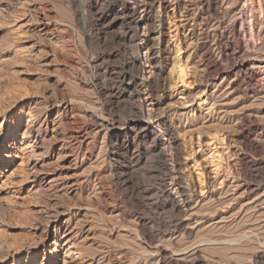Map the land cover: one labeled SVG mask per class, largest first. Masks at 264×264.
Segmentation results:
<instances>
[{"label":"rangeland","instance_id":"rangeland-1","mask_svg":"<svg viewBox=\"0 0 264 264\" xmlns=\"http://www.w3.org/2000/svg\"><path fill=\"white\" fill-rule=\"evenodd\" d=\"M138 1L140 5L135 7V16L140 15L144 5L149 2ZM182 1H185L186 5H180L175 19L173 20L170 14L169 17L167 16L169 20L166 18L164 43L166 47L168 46V60H170H167L165 70V77L168 80L165 92L168 100H165L161 108L154 113V115L169 114L175 124L173 131L177 135V141L184 144L179 152V160L175 164L176 152L169 144L165 142V156L164 159H160L153 151L152 141L137 134L133 128L129 129L131 138L128 142L129 150L121 149L115 143L118 137L122 138L125 123H133L139 115L135 112L131 114L128 111V113L123 107L126 103L137 102L136 98L135 100L120 99L118 107L111 114L106 110L108 103L114 99V95L110 96L108 92L109 88L114 86V91L121 94L137 93L135 87L126 91L118 79L116 81V78L109 77L99 69V66L107 65L114 73L121 63L120 59L115 62L106 59L107 53L113 49L115 51L116 47L110 44L109 36L105 38L97 34L99 24L94 20V9L96 7L104 9L110 0L109 2L108 0H0V264H161L155 244L150 243L142 234V223L147 227L151 226L155 235L154 243L163 244L162 246L175 256L181 254L178 264H221L222 261V264H256L253 256L261 251L264 245L262 241L264 212H261L262 210L255 213L246 212L249 215L252 213L250 217L253 215L255 220L261 217L254 223L253 220L250 222L247 220L250 217L248 215L247 218L246 213V215L241 213L239 216L229 215L238 210V205H232L237 208L232 207L223 215L219 211L221 202H215L211 195L214 197L215 194L219 196L232 191L231 189L224 191L226 189L222 186L224 183L221 178L225 175L222 171L233 170L232 161L236 153L248 160H259L264 157V96H262L264 95V0H239V2L219 0L220 4L229 5L231 2L236 7L235 12L227 14L225 19L221 20L222 24H227L230 18L239 15L240 6L247 5L246 18L239 21V27L248 31L254 27L252 30L261 34H256L258 36L255 43L252 37L249 38L250 48L246 55L244 54V57L255 66L259 76L255 77L259 79L257 87L247 91L244 90L246 88L244 81H240L236 89L231 88L229 82L232 78L216 80L213 85L210 80L207 84L201 78L198 80L201 71L196 69L195 59L191 60L192 56L187 59L188 55L184 52V48L179 53L175 52L174 35L176 26L182 23V9L188 10V14L192 17L196 14L194 12H199V6L208 2V0ZM189 2L192 4L190 5ZM260 10L263 11V17ZM80 12H84L85 21ZM253 13L256 14V19L249 16ZM131 15L132 12L126 17L118 14L119 21L127 19L119 25L132 29ZM112 17L111 15L110 18ZM220 19L213 15L209 25H215ZM134 36L139 37L137 43L130 41L126 44L128 50H137V44L147 45L141 30ZM103 40L105 43L102 42ZM176 53L187 64L182 76L181 74L178 76L177 69H173L177 64L174 66L173 63ZM190 53H193V48H190ZM214 53L217 54L216 51ZM221 61L222 67L228 65L225 61ZM182 66L185 67L184 63ZM260 81H263V84L260 85ZM98 85H101L103 93L97 91ZM200 101L205 102L199 105ZM62 105L67 106V117L72 127L66 126L67 123L64 124L65 115L59 109L63 107ZM230 111L233 113H229ZM238 111H245L244 113L251 120L254 117L260 122L261 129L238 140L234 139L232 132ZM197 112L208 115L213 126L197 128L198 124L203 125L201 123L203 120L200 118L198 124L195 123L196 125L187 127L188 129L184 128L189 120L197 117ZM247 125L243 126L246 128ZM247 139L255 144V147H250ZM132 150L139 154L142 162L129 172L126 170V165ZM164 161L169 168H175L176 165L183 175L188 176V179L192 178L193 181H197L196 177L200 171L206 181L203 182L205 187L202 192L197 181L195 189L198 191L195 190L194 202L192 201L190 205L194 208L179 216L186 224L191 225L192 232L189 237L183 235L180 229L172 228L178 215L170 209L167 197L162 192V188H159L167 178L163 169ZM209 171H215L212 172L214 175L209 174ZM216 171H219L220 175H217ZM206 173L210 176L208 179L205 177ZM245 181L252 186L251 190L243 195L242 190H238L235 195L245 203L252 201L254 204L264 203V180L252 178L251 181L246 178ZM133 182L139 185L136 186ZM199 207L202 209L200 210ZM206 211L211 215L206 214ZM195 212L197 214H194ZM201 213H204V217ZM182 216L191 218L184 219ZM242 221L244 223H241ZM220 222L223 223L222 226ZM214 223L215 225H212ZM246 225H252L255 230L260 225L257 230L261 233L256 230L257 235L245 237L248 231ZM196 229L200 231L197 233ZM208 229L215 234L214 237L221 236L220 239L223 241L200 243L199 240L204 239V236L213 237ZM199 236L202 238L199 239ZM66 241L70 242L68 247ZM193 243L197 246L194 247ZM188 244L192 248L189 246L184 252L183 248ZM177 248L183 251L179 253ZM193 249L198 251L199 261L188 256L190 254L192 257L195 251ZM209 251L211 252L208 253Z\"/></svg>","mask_w":264,"mask_h":264},{"label":"bare ground","instance_id":"bare-ground-1","mask_svg":"<svg viewBox=\"0 0 264 264\" xmlns=\"http://www.w3.org/2000/svg\"><path fill=\"white\" fill-rule=\"evenodd\" d=\"M87 1V0H86ZM149 2L145 4L144 1V7L141 10V14L136 16L135 14V7L136 5L139 4L138 0H113L109 2L108 0V5L105 6L104 9H99V8H95L94 9V20L99 24V28L97 31V34L99 36L105 37L107 38V36H109V42L110 44H114L116 47V50L114 51H109L106 55V59L108 61H117V59L121 60V63H119V66L116 68V71L114 73H112L110 71V69L108 68L107 65H105L104 67L99 66L100 70H103L104 74H108L109 77H113L116 78V81L118 79V81H120L122 83V85H124V89L126 91H128L129 88L131 87H135V91L137 93H130L129 95L127 94H121L120 92H115L113 87L109 88L110 90L108 92H110V96L114 95V99H112V101L110 103H108V112L111 114V112H113L114 110H116V108L118 107V101L120 99H131V100H135V98L137 99V102L132 101V103H126V105H124V109L127 110V112H131V114H133L132 112H135V114H138L139 116L137 117V120H135L133 123H125L124 127H123V132H122V138L118 137L116 139L117 142H115L117 144V146L119 145L121 147V149H125V150H129L130 149V145L128 144L129 142V138H130V133H129V129L133 128L134 131L139 134L140 136L149 139L152 141V148L153 151H155L156 153V157L160 158V159H164L165 156V142L167 144H169L170 147H172L176 154L174 156V163L178 162L179 160V152L181 151V149L184 147V144L182 145L181 142L177 141V135L175 134V131H173V126L174 121L172 118L169 117V114L166 115L164 114H160V115H154L155 111L159 108H161V105L165 102V100H168L167 98V94L165 92V88L168 85V80L165 77V70H166V66H167V60L169 59V53L167 50V47L165 45V38H164V28H165V22H166V18L167 16L169 17L168 14H170L173 17V20L175 19V14L177 16V11L180 9V5L181 4H185V1L182 0H148ZM238 1L239 0H235ZM229 2V1H227ZM248 2V1H247ZM103 3V2H102ZM143 3V0H142ZM141 3V4H142ZM188 3V2H187ZM237 3V2H236ZM92 4V3H91ZM107 4V3H106ZM189 4L191 5L192 3L189 2ZM231 4V5H230ZM230 6L228 4L223 5L219 3V0H208V2L206 4H203L202 6H199V12H194L196 14L192 15V17L190 16V14H188V10H186L185 8L182 9L183 14H181L182 18V23L180 24V26H176V31H175V46L176 49L175 52L177 51V53H179V51L184 48L183 50H185L184 52L187 53L188 58H190L191 56V60L194 61L195 59V67L196 69H198L199 71H201V77L197 78L198 80H203L206 84L207 82L210 80L211 84L213 85V83L215 84L216 80H225L228 78H232L230 80V87L231 88H237L238 87V83H240V81H244V83L246 84V88L244 89L245 91L249 90L250 88H254L257 87V85L259 84V79L257 80L256 75H257V70L254 68L255 66H253V64L249 61V59H247L246 57H244V54L246 55V52L248 50V48H250V40L249 38L252 37V40H254L253 43H255L257 36V33H259L258 31L255 32L254 30L251 29V31H248L246 28L244 29H240L239 27V21L241 20H245V15L247 14L248 9L246 8V6H240L239 10H238V14L237 16H233L232 18L229 19V22L227 24H222L223 18L229 14V13H233V11L236 9L235 5H232V3L230 2ZM234 4V2H233ZM243 4V3H242ZM251 4V3H250ZM140 5V4H139ZM147 5V6H146ZM184 5V6H185ZM249 5V4H248ZM85 6V3H84ZM89 6V5H88ZM93 6V5H92ZM104 6V5H102ZM255 6V5H254ZM187 7V6H186ZM84 8V7H83ZM91 8V7H90ZM89 8V10H91ZM182 8V7H181ZM190 8V7H189ZM139 9V8H138ZM141 9V7H140ZM256 9V8H255ZM252 10V9H251ZM259 10V9H258ZM87 11V9H86ZM130 12H132L131 15V21L133 23V28H126V26L124 27L123 25H119V23L121 24V22L126 19H121V21H119V19L117 17L118 14L123 15L124 17H126L128 14L130 15ZM235 12V11H234ZM253 12V11H252ZM81 17L83 19V21H85V15L84 12H80ZM260 14L263 17V11L260 10ZM259 14V15H260ZM91 15V14H89ZM113 16L112 18H110V16ZM213 15H216L218 17H220L221 19L218 20V22L215 25H209V20L212 18ZM256 14H250L249 16L251 17H255ZM170 16V17H171ZM180 16V17H181ZM130 17V16H129ZM230 17V16H229ZM250 17V18H251ZM257 17V16H256ZM255 17V19H256ZM122 18V17H121ZM227 18V17H226ZM168 19V18H167ZM180 19V18H179ZM215 19V18H214ZM225 19V18H224ZM252 19V18H251ZM81 20V19H80ZM127 20V19H126ZM169 20V19H168ZM129 21V20H128ZM263 21V20H262ZM89 22V21H87ZM170 22V21H168ZM243 22V21H242ZM241 23V22H240ZM127 24V23H126ZM119 25V26H118ZM125 25V24H124ZM179 25V24H178ZM83 26V25H82ZM263 26V25H262ZM244 27V26H243ZM178 28V29H177ZM263 28V27H262ZM87 29V28H86ZM95 29V28H94ZM261 29V28H260ZM140 30L142 31L143 34V40L147 43L144 44L142 43L137 44V50L136 49H131L128 50V48H126V44H128L130 41L132 42H136L137 43V37H135L134 35H137V33L140 32ZM259 30V29H258ZM87 32H89L87 30ZM92 32H95L92 30ZM91 32V34H92ZM261 32V31H260ZM133 33V34H130ZM172 35V34H171ZM259 35H261L259 33ZM84 36V35H83ZM89 36V35H88ZM173 36V37H174ZM90 37V36H89ZM94 37V36H93ZM97 38V37H96ZM104 38V39H105ZM263 38V36H262ZM100 39V38H99ZM103 39V38H102ZM108 40V39H107ZM106 41V40H105ZM104 42V40L102 41ZM108 43V41H106ZM172 42V40H171ZM105 43V42H104ZM103 44V43H102ZM104 46L106 47V44H104ZM109 46V45H108ZM114 47V46H113ZM133 47V46H132ZM190 48H193V53H190ZM213 48L215 49V51L217 52V54H215L213 51ZM250 52V51H249ZM261 52V51H260ZM143 53V54H142ZM176 53L177 56L176 57V61L174 62V66L176 64L175 67H173V69L175 68V70L177 69V72L179 73L178 76H182L183 72L186 70V66L187 64L184 62L183 58L181 60L180 56ZM102 54V53H101ZM174 56V55H173ZM101 58V57H100ZM172 58V57H171ZM104 59V58H103ZM114 59V60H113ZM106 60V61H107ZM225 61L226 64H228L226 67H222V61ZM253 60V59H252ZM170 61V60H168ZM184 63V68L182 66V63ZM120 62V61H119ZM98 64V63H97ZM107 64V62H106ZM109 64V63H108ZM114 64V63H113ZM111 64V65H113ZM118 64V63H117ZM115 65V64H114ZM173 65V64H172ZM192 65V64H191ZM114 67V66H112ZM111 68V67H110ZM190 68V67H189ZM98 69V70H99ZM261 69V68H260ZM113 70V69H112ZM172 71V70H171ZM98 74V73H97ZM199 74V73H198ZM193 75V74H192ZM107 76V77H108ZM187 76V75H186ZM189 76V75H188ZM258 76V75H257ZM196 77V76H195ZM256 77V78H255ZM259 77V76H258ZM101 78V77H100ZM181 78V77H180ZM107 79V78H106ZM183 79V78H182ZM99 81V80H97ZM101 81V80H100ZM115 81V80H114ZM200 82V81H199ZM204 82H202V84H204ZM263 81H260V85ZM105 83V82H104ZM119 83V84H121ZM209 83V82H208ZM201 84V82H200ZM217 84V83H216ZM263 84V83H262ZM105 85V84H104ZM210 85V84H209ZM103 86V85H102ZM221 86V85H220ZM229 87V85H227ZM216 87V86H215ZM105 88V87H104ZM118 88V87H117ZM217 88V87H216ZM244 88V87H242ZM145 90L142 91L144 92V97H142V92L141 90ZM255 89V88H254ZM217 90V89H216ZM228 90V89H227ZM257 90V89H256ZM99 93L102 92V87L101 85H98V90ZM218 91V90H217ZM232 91V90H230ZM241 91V89H240ZM107 94L108 92L105 91ZM221 92V91H220ZM243 92V91H242ZM103 93V92H102ZM219 93V92H218ZM217 93V94H218ZM112 94V95H111ZM263 94V93H262ZM104 95V94H103ZM241 95V94H240ZM109 96V97H110ZM227 96V95H226ZM242 96V95H241ZM240 96V97H241ZM251 96V95H250ZM264 96V95H262ZM258 97V96H257ZM224 98V97H223ZM239 98V97H238ZM104 99V98H103ZM237 99V97H236ZM257 99V98H256ZM223 100V99H222ZM129 101V100H128ZM183 101V100H182ZM231 101V100H230ZM236 101V100H234ZM239 101V100H238ZM205 101H200L199 105H203ZM261 102V101H260ZM225 103V102H224ZM229 103V102H227ZM236 103V102H235ZM249 103V102H248ZM233 104V103H232ZM252 104V103H251ZM257 104V103H256ZM61 105V104H60ZM244 105V104H243ZM262 105V104H261ZM63 106V105H62ZM172 106V105H171ZM69 107V106H68ZM215 107V106H214ZM241 107V106H240ZM212 108V107H211ZM250 108V107H249ZM60 111L65 115V121L64 124L67 123L66 126L71 124L70 119L67 117V106H63L61 108H59ZM209 109V108H208ZM242 109V107H241ZM194 110V109H193ZM213 110V109H212ZM222 110V109H221ZM240 110V109H239ZM223 111V110H222ZM229 110H227L228 112ZM234 111V110H233ZM236 111V110H235ZM128 112V113H129ZM217 112V111H216ZM219 112V111H218ZM240 112V113H239ZM245 111H238V114L236 115V123H235V128H234V132L233 133V137L234 139L236 138L237 140L240 139L241 137H246L248 136L251 132H256L257 130L261 129V124L260 122H257L254 117L252 118V120L250 119V117L248 118L247 115L244 113ZM120 113V112H119ZM207 113V112H206ZM224 113V112H223ZM229 113H233V112H229ZM212 114V113H211ZM221 115V114H220ZM224 115V114H223ZM232 115V114H231ZM234 115V114H233ZM75 116V115H74ZM112 116V115H111ZM110 116V118H111ZM195 116V115H194ZM212 116V115H211ZM63 117V116H62ZM125 117V116H124ZM209 116L207 115H203L202 113H198L197 112V117L192 118L191 116V120H189L188 125H184L183 127L187 128V127H192V125H196L198 124L197 122H200V118L203 120L201 121L202 126H200L198 124L197 128H204L207 125H212L211 124V119L208 118ZM221 117V116H220ZM264 117V116H263ZM225 118V117H224ZM233 118V117H232ZM62 119V118H61ZM106 119V118H105ZM104 119V120H105ZM120 119V118H119ZM188 119V118H187ZM190 119V118H189ZM199 119V120H197ZM74 120V119H73ZM107 120V119H106ZM113 122H114V117H113ZM117 120V119H116ZM110 121V120H107ZM259 121V120H258ZM219 122V121H217ZM235 122V121H234ZM104 123V122H103ZM196 123V124H195ZM105 124V123H104ZM107 124V123H106ZM105 124V125H106ZM113 124V123H111ZM186 124V123H185ZM223 124V123H222ZM234 124V123H233ZM245 124H248L247 127L245 128ZM109 125V124H108ZM183 125V124H182ZM181 125V126H182ZM205 125V126H204ZM215 125V124H214ZM244 125V126H243ZM71 126V125H70ZM111 126V125H110ZM72 127V126H71ZM70 127V128H71ZM107 127V126H106ZM195 127V126H193ZM224 127V126H223ZM110 128V127H109ZM122 129V125L120 127ZM196 128V129H197ZM200 128V129H201ZM214 128V127H213ZM219 128V127H217ZM226 128V127H225ZM118 129V128H117ZM188 129V128H187ZM185 129V130H187ZM192 129V128H191ZM263 129V128H262ZM72 130V129H71ZM184 130V129H183ZM190 130V129H189ZM73 131V130H72ZM191 131V130H190ZM198 131V129H197ZM222 131V130H221ZM39 132V130H38ZM193 132V131H192ZM177 133V132H176ZM191 133V132H189ZM193 134V133H192ZM199 134V133H198ZM231 134V133H230ZM228 135V134H227ZM41 136V135H39ZM193 136V135H192ZM220 136V135H219ZM222 136V135H221ZM225 136V135H224ZM132 137V136H131ZM228 137V136H227ZM256 138V137H255ZM259 138V137H258ZM131 139V138H130ZM231 139V138H230ZM251 140V138H249ZM225 140V138H224ZM244 140V139H243ZM250 140L248 141V139L246 141H248V145L250 147H255V144H253L252 142H250ZM258 140V139H257ZM191 141V140H190ZM222 141V140H221ZM242 141V140H241ZM245 141V142H246ZM259 141V140H258ZM4 142V141H3ZM2 142V144H3ZM138 142V141H137ZM192 142V141H191ZM235 142V141H234ZM239 142V141H238ZM223 143V142H222ZM241 144V143H240ZM150 146V147H151ZM222 146V145H221ZM138 147V146H137ZM143 147V146H142ZM149 147V146H148ZM228 147V146H227ZM236 147V146H235ZM35 148V147H34ZM140 149V148H139ZM257 149V148H256ZM141 150V149H140ZM255 150V149H254ZM236 151V150H235ZM238 151V150H237ZM129 153V152H128ZM152 153V152H151ZM235 153V152H234ZM263 154V153H262ZM128 156V155H127ZM260 156V155H259ZM229 157V156H228ZM235 159L233 163V170L231 172H227V171H222L223 174H225V179L224 176L221 178V181H223L225 189L224 191H227V189H231L232 193H228L225 192L224 195H222L220 197V195H216L212 198L216 201H220L219 203L222 204V206L220 207V213L221 214H226L227 212L230 211V209L233 207L232 205H238V210L236 209L235 212L233 211V213L229 214L230 216H233L234 214H238V216L241 213H248V212H252L255 213L257 211H261L264 212V203H259L257 202L256 204H254V202L249 199L250 201H252L251 203H245L244 201H242L241 198H238L235 195V192L237 194L238 190H242L241 194H246L248 193L252 186L247 183L245 180L246 178L251 179L252 178L254 180V178H259L261 180H264V157L259 159V160H248L247 158H244L242 155H240L239 153L235 154ZM251 157V156H250ZM257 158V157H256ZM142 162V158L139 156V154L136 151L131 152L129 159H128V163L126 165V170L127 171H131L133 167L137 166L138 164H140ZM176 164V163H175ZM229 165V164H228ZM227 165V166H228ZM125 166V165H124ZM167 162L164 161L163 163V169L164 172L166 173V181L164 182L163 186L159 187L162 188V192L164 193V195L167 197V200L169 201V205H170V209L173 212H176V214L178 215L177 219L175 217L176 220L174 221L173 225L175 228L174 230H181V232L183 233V235H187L188 237L191 235V225L189 226L188 224L185 223V221L183 219H181L179 216L186 214V212L190 209V208H194L191 207V203L193 201L194 198V194L195 192V188H197V181H198V185H200V191L202 192V189H204L203 187H205V185L203 186V182L204 178L202 177L203 174L200 173V171L198 172L197 175V181H193L191 179H188V176H185V174L183 175L181 173V171H179V169L176 167L175 168L171 167H167ZM220 166V165H219ZM223 166V165H222ZM244 168L246 171H244ZM211 170V169H210ZM215 170V168H214ZM218 170V169H217ZM221 170V169H220ZM223 170V169H222ZM226 170V169H224ZM213 171H209V174H211ZM217 172V171H216ZM200 173V174H199ZM215 173V171L213 172ZM212 173V174H213ZM219 171L217 172V175H220ZM214 175V174H213ZM118 176V175H117ZM207 179L208 177H210L207 173L206 176ZM218 177V176H217ZM131 179V178H130ZM205 179V180H207ZM219 179V178H218ZM124 180V179H123ZM212 180V178H211ZM215 180V178H214ZM122 181V180H121ZM163 181V180H162ZM207 182H210L207 180ZM215 182V181H214ZM219 182V180H218ZM222 183V182H221ZM222 183V184H223ZM261 183V182H260ZM134 185L138 186L139 184L136 182H133ZM205 184V183H204ZM209 184V183H208ZM207 185V183H206ZM214 185V184H213ZM217 185V184H215ZM214 185V186H215ZM196 186V187H195ZM211 186V185H208ZM207 186V187H208ZM231 186V187H229ZM255 186V185H254ZM221 187V186H220ZM217 189V188H216ZM212 190V189H211ZM219 190V189H218ZM253 190V189H252ZM198 191V190H196ZM205 191V190H204ZM209 191V190H208ZM220 191V190H219ZM214 193V191H212ZM223 193V192H222ZM228 193V194H226ZM206 194V193H205ZM209 194V193H208ZM231 194V195H230ZM260 194V193H259ZM210 195V194H209ZM208 195V196H209ZM207 196V195H206ZM210 196V197H211ZM146 197V196H145ZM226 197H228V199L226 200ZM241 197V196H240ZM254 197V196H253ZM211 198V199H212ZM222 198H225L222 199ZM165 199V198H164ZM202 199V198H201ZM210 199V200H211ZM259 199V198H258ZM264 199V198H263ZM209 200V199H208ZM207 200V201H208ZM209 200V201H210ZM248 200V198H247ZM258 201V200H257ZM263 201V200H262ZM167 202V201H166ZM164 202V203H166ZM194 202V201H193ZM205 202V201H204ZM241 202V203H240ZM245 204H244V203ZM202 203V202H201ZM207 204V203H206ZM212 204V203H211ZM215 204V203H214ZM248 204V205H247ZM153 205V204H152ZM151 205V206H152ZM199 205V204H198ZM203 205V204H202ZM209 205V203H208ZM219 205V204H218ZM147 206V205H146ZM145 206V207H146ZM165 206V205H164ZM207 206V205H205ZM216 206V205H214ZM220 206V205H219ZM156 207V206H155ZM210 207V206H209ZM217 207V206H216ZM235 207V206H234ZM233 207V208H234ZM169 208V207H168ZM167 208V209H168ZM200 208V207H199ZM208 208V207H207ZM212 208V207H211ZM210 208V210H211ZM219 208V207H218ZM237 208V207H235ZM144 209V207H143ZM163 209V208H162ZM165 209V210H167ZM202 208H200L201 210ZM204 209V208H203ZM217 209V208H216ZM148 210V209H147ZM164 210V209H163ZM208 210V209H207ZM215 210V208H214ZM217 210V211H218ZM234 210V209H233ZM216 211V210H215ZM194 212V211H193ZM199 212V211H198ZM214 212V211H211ZM147 213V211H146ZM189 214L191 213V211L188 212ZM206 214H208V211L205 212ZM215 213V212H214ZM213 213V215H215ZM246 213V214H247ZM250 213V215L252 214ZM149 214V213H147ZM158 214V213H157ZM188 214V215H189ZM194 214H197L196 212ZM202 214V213H201ZM204 214V213H203ZM202 214V216H203ZM217 214V213H216ZM245 214V215H246ZM191 215V214H190ZM211 215V214H208ZM206 215V216H208ZM212 215V216H213ZM220 215V214H218ZM243 215V214H242ZM241 215V216H242ZM249 214H247V218ZM186 216V215H185ZM197 216V215H196ZM210 216V218L212 217ZM216 216V215H215ZM237 216V217H238ZM244 216V215H243ZM255 216V215H254ZM157 217V216H156ZM189 217V216H187ZM185 217V218H187ZM201 217V216H200ZM204 217V216H203ZM202 217V218H203ZM209 217V216H208ZM173 218L171 220H173ZM182 218H184L182 216ZM184 218V219H185ZM191 218V217H189ZM209 218V219H210ZM220 218V217H219ZM224 218V217H223ZM228 218V217H227ZM246 218V217H244ZM261 217H258L256 220L259 221ZM188 219V218H187ZM200 219V218H199ZM259 219V220H258ZM143 220V219H142ZM158 220V219H157ZM201 220V219H200ZM214 220V219H213ZM218 221L220 219H217ZM216 220V221H217ZM249 222L251 220H253L254 222H257L255 220V217H253V215L247 219ZM246 220V221H247ZM263 220V219H262ZM190 221V220H189ZM217 221V222H218ZM222 221V220H220ZM238 221V220H237ZM244 221V219H243ZM241 223H244V222ZM245 221V222H246ZM247 221V222H248ZM172 222V221H171ZM195 222V221H194ZM215 222V221H214ZM264 222V221H263ZM153 223V222H152ZM211 223V222H210ZM221 223V222H220ZM232 223V222H231ZM259 223V222H258ZM155 224V223H154ZM161 224V223H160ZM171 224V223H170ZM169 224V225H170ZM209 224V223H208ZM225 224V223H224ZM237 224V223H236ZM240 224V223H239ZM238 224V225H239ZM248 224V223H247ZM256 224V223H255ZM261 224V223H260ZM142 226V234L143 236L150 242L153 243V245L155 244V247L157 249V253H158V258L161 264H176L177 261L180 259V256H175V254L173 253H169V251L167 250L166 247L162 246L161 244H158L157 242L154 243V237L155 235L153 234L152 228L147 227L145 224H141ZM172 225V224H171ZM212 225H215L212 224ZM220 225V224H219ZM223 225V223H221V225ZM253 225V224H252ZM252 225H246V228L248 231H246V234L244 232L245 237L246 235H249L251 237L257 235L256 232L258 231V226L257 227V231L254 229L255 227H253ZM257 225V224H256ZM262 225V224H261ZM206 226V225H205ZM217 226V225H216ZM237 226V225H236ZM245 226V224H244ZM255 226V225H254ZM167 227V226H166ZM171 227V226H170ZM261 227V226H260ZM193 228V227H192ZM204 228V227H203ZM206 228V227H205ZM204 228V229H205ZM224 228V227H223ZM245 228V227H244ZM243 228V229H244ZM168 229V228H166ZM171 229V228H170ZM199 229V228H198ZM196 229L195 232L200 231ZM211 229V228H210ZM264 229V228H263ZM202 230V227H201ZM209 230V229H208ZM220 230V229H219ZM218 230V231H219ZM223 230V229H222ZM236 230V229H235ZM204 231V230H203ZM210 231V230H209ZM163 232V231H162ZM171 232V231H170ZM194 232V233H195ZM212 233V231H210ZM221 232V230L219 231ZM224 232V231H223ZM222 232V233H223ZM226 232V231H225ZM259 232V231H258ZM166 233V232H164ZM181 233V234H182ZM198 233V232H197ZM218 233V232H216ZM239 233V232H238ZM241 233V236H243ZM261 233V231L259 232ZM180 234V233H179ZM196 234V233H195ZM203 234V233H202ZM202 234H200V236H202ZM206 234V233H205ZM209 234V233H208ZM213 234V233H212ZM211 234V235H212ZM220 234V233H219ZM225 234V233H224ZM223 234V235H224ZM234 234V233H233ZM236 234V233H235ZM263 234V232H262ZM197 235V234H196ZM215 234H213V237H206L201 239L199 236V241L200 243L203 242L205 243V241H209V242H213L216 243L217 241H223V239H220L221 236L218 235V237H214ZM221 235V234H220ZM195 236V235H194ZM198 236V235H197ZM262 236V235H261ZM141 237V236H140ZM182 237V235H181ZM196 237V236H195ZM225 237V236H224ZM223 237V238H224ZM236 237V236H234ZM260 237V236H259ZM226 238V237H225ZM224 238V239H225ZM244 238V237H242ZM241 238V239H242ZM256 238H258V236H256ZM184 239V238H183ZM238 239V238H237ZM246 239V238H245ZM253 239V238H251ZM249 239V240H251ZM263 239V237H262ZM261 239V240H262ZM65 240V239H64ZM187 240V239H186ZM185 240V241H186ZM196 240V241H198ZM235 239H233L234 241ZM248 240V238H247ZM256 240V239H255ZM171 241V240H170ZM195 241V240H194ZM228 241V240H226ZM236 241V240H235ZM238 241V240H237ZM252 241V240H251ZM258 241V240H257ZM264 241V240H262ZM261 241V242H262ZM148 242V243H149ZM187 242V241H186ZM190 242V241H189ZM192 242V241H191ZM230 241H228L229 243ZM254 242V241H253ZM70 242L66 241V246L68 247ZM180 243V242H178ZM185 243V242H184ZM195 243V242H194ZM194 247H196V244H194ZM202 243V244H203ZM222 243V242H221ZM227 243V242H226ZM225 243V245H226ZM171 244V242H170ZM177 244V243H176ZM190 244V243H189ZM187 245L184 246L183 250L184 252L186 250H188L189 246L191 245ZM199 244V243H198ZM220 244V243H219ZM248 244V242H247ZM250 244V243H249ZM261 244V243H260ZM259 244V245H260ZM264 244V243H263ZM72 245V244H71ZM151 245V244H150ZM166 245V243H165ZM181 245V244H180ZM186 245V243H185ZM212 245V244H211ZM216 245V244H215ZM223 245V244H222ZM224 245V246H225ZM169 246V245H168ZM167 246V247H168ZM179 246V245H178ZM182 246V245H181ZM192 246V245H191ZM190 246V247H191ZM208 246V243H207ZM214 246V245H213ZM220 246V245H219ZM239 246V245H238ZM252 246V245H251ZM154 247V246H153ZM172 247V245H171ZM180 247V246H179ZM188 247V248H187ZM193 247V246H192ZM191 247V248H192ZM226 247V246H225ZM232 247V246H230ZM241 247V246H239ZM259 247V246H258ZM169 248V247H168ZM181 248V247H180ZM201 248V247H200ZM210 247H208L207 249L209 250ZM228 248V247H226ZM171 250V248H169ZM173 249V248H172ZM197 249V248H196ZM236 249V248H235ZM242 249V248H241ZM246 249V248H245ZM248 249V248H247ZM175 250V249H174ZM178 250V248H177ZM178 250L179 253H181L183 251ZM195 250V249H193ZM200 250V249H199ZM221 250V249H220ZM239 250V249H238ZM244 250V249H243ZM109 251V250H108ZM190 251V250H189ZM204 251V250H203ZM219 251V250H218ZM223 251H225L223 249ZM222 251V252H223ZM192 252V250H191ZM189 252V253H191ZM211 251H209L208 253H210ZM220 252V251H219ZM218 252V253H219ZM230 252V250H229ZM156 253V252H155ZM198 251H194V254L191 255L189 254L188 256H190V258H196L198 259L197 261H199L200 256L197 254ZM228 253V251H227ZM111 254V253H109ZM186 254V253H185ZM221 254V252H220ZM233 254V253H232ZM203 255V254H202ZM212 255V254H209ZM216 255V254H215ZM235 255V254H233ZM183 256V255H182ZM187 256V255H186ZM205 256V255H204ZM203 256V257H204ZM223 256V255H222ZM226 256V255H225ZM230 256V255H228ZM232 256V255H231ZM185 257V256H183ZM220 257V255H219ZM254 260L257 263H264V245L261 251H259L258 253H256L254 256ZM187 258V257H186ZM222 258V257H220ZM226 258V257H225ZM232 258V257H231ZM234 258V257H233ZM81 259V258H80ZM189 259V258H188ZM208 259V258H207ZM219 259V258H218ZM224 259V258H223ZM221 259V260H223ZM184 262V258L182 259ZM193 260V259H192ZM82 261V260H81ZM180 261V260H179ZM212 261V260H211ZM220 261V260H219ZM182 262V261H181ZM191 262V260H190ZM223 262V261H222ZM221 262V264H222ZM228 262V261H227ZM83 263V262H82ZM187 263V262H186ZM202 263V262H201ZM218 263V262H217ZM254 263V262H253ZM178 264V263H177ZM183 264V263H182ZM190 264V263H189ZM194 264V263H193ZM203 264V263H202Z\"/></svg>","mask_w":264,"mask_h":264}]
</instances>
